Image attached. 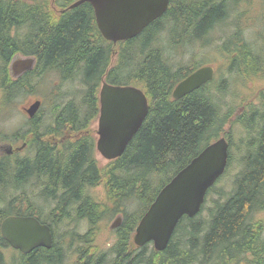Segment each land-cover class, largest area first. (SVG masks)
<instances>
[{
  "label": "trees",
  "instance_id": "16d2710c",
  "mask_svg": "<svg viewBox=\"0 0 264 264\" xmlns=\"http://www.w3.org/2000/svg\"><path fill=\"white\" fill-rule=\"evenodd\" d=\"M76 1L58 0L61 12L55 17L48 13L49 0L33 4L0 0V124L10 116L18 98L30 93L42 76L51 74L65 80L81 77L85 87L82 108L70 101L58 115L60 128L68 124L78 128L83 124L79 119L83 110L89 109L86 116L90 120L100 114L103 82L142 89L149 100V115L125 153L104 167L96 161L95 142L90 137L57 152L43 141L48 140L40 121L32 120L29 137H23L30 144L31 155L0 158V264H65L67 250L60 242L58 226L72 225L68 231L75 233V224L86 223L80 241L89 244L100 224L116 214L122 215L124 222L116 230L114 259L108 262L104 253L89 255L81 249L80 258L84 259L79 264H264V223L257 222V215L264 214V92L256 106L235 119L236 125L231 119L233 109L223 100L227 86L221 83L226 79L217 83L216 76L176 100L173 92L177 84L203 65L176 66L167 56V52L175 55L188 47L211 45L212 35L220 27L225 37L220 36L223 39L217 49L228 62V72L264 78L263 55L254 48L257 45L246 41L243 26L247 25L244 9L253 6L250 18L254 12L261 15L264 0H170L163 17L140 36L118 44L105 40L91 4L70 8ZM231 10H239V14L229 23ZM227 29H231L228 36ZM261 39L264 45V35ZM16 56L35 58L34 69L14 78L10 65ZM235 126H241L242 132L240 140L233 143ZM221 137L230 144L229 163L217 184L231 174L236 163L231 190L213 187L207 195V201L211 194L217 196L211 199L212 206L206 202L199 215L184 217L165 251L157 252L150 245L132 250V234L160 191ZM11 139L0 129V142ZM30 183L43 190L39 196L44 204L55 203L46 217L43 207L31 200L26 208L10 201L15 197L24 201L22 193ZM102 184L105 201L91 194V189ZM10 216L35 217L50 226L52 248H37L30 254L15 251L8 261L5 250L10 245L1 225Z\"/></svg>",
  "mask_w": 264,
  "mask_h": 264
},
{
  "label": "water",
  "instance_id": "95a60500",
  "mask_svg": "<svg viewBox=\"0 0 264 264\" xmlns=\"http://www.w3.org/2000/svg\"><path fill=\"white\" fill-rule=\"evenodd\" d=\"M89 3L95 11L96 23L103 37L114 44L138 37L148 26L163 17L170 0H79L70 8ZM35 58L17 56L11 73L20 77L34 68ZM215 69H198L182 82L173 97L179 100L214 80ZM100 117L97 149L107 160L120 158L141 129L150 111L143 90L134 86L103 84L100 92ZM41 107L37 101L26 112L32 118ZM12 151L11 146L8 147ZM230 144L225 137L206 147L181 170L158 194L141 219L135 235L139 247L153 242L157 252L168 247L173 234L185 216L196 217L202 210L210 189L225 174L229 163ZM117 220L112 228L119 226ZM1 233L10 246L23 254L37 248L51 249L50 226L35 217L10 216L1 225Z\"/></svg>",
  "mask_w": 264,
  "mask_h": 264
},
{
  "label": "rangeland",
  "instance_id": "374dc122",
  "mask_svg": "<svg viewBox=\"0 0 264 264\" xmlns=\"http://www.w3.org/2000/svg\"><path fill=\"white\" fill-rule=\"evenodd\" d=\"M28 4L40 2L41 0H24ZM58 0H49L50 8L48 9V13H50L52 16H55L61 12V8H59L58 5H56V2ZM260 11L263 10L261 8L260 3H255ZM253 7V6H252ZM252 7H248L244 9V15H243V21L244 16L245 23L247 25L245 26V36L244 38L247 39L246 41H251L253 44L257 45L254 48H257L261 51V54L263 55L264 59V51L263 49V40L261 37L264 35V13L256 14L257 12H254L252 14V17L254 16L256 18V22L252 23V17L250 18V15L248 12L251 10ZM239 11V10H238ZM238 11L234 12L231 10V19L229 23H232L233 20H236V16L239 13H236ZM56 17V16H55ZM250 19V23L246 22ZM237 22V21H236ZM232 28H235V25L232 26ZM231 33V29H227L225 34L228 36ZM213 43L207 47H200L198 46H192L188 47L183 50V52L179 53L177 52L175 55H170V53L167 52V56L170 58V62H174L176 66L178 65H188V64H201V65H208L213 66L216 69V76H217V83L221 81V79H226L225 82L221 83L222 85L225 84L227 86L226 94L224 96V104L228 108H232L233 112H231L233 123L238 125L235 121V119L242 115L244 111H246L250 106H256L258 104L260 95L262 92H264V78L259 76H248V78L239 77L237 74H230L228 72V65L226 62L227 60L224 59L218 51L217 43L219 42V39H223L222 37H225L224 34H222V28H217L216 33H213ZM222 36V37H220ZM160 40V39H159ZM221 43V42H220ZM162 45L166 48L168 51L167 43L164 41ZM219 45V43H218ZM258 53V51H257ZM172 59V60H171ZM195 64V65H197ZM81 77L76 76L72 79H61L58 75H44L41 79H39L41 82L35 84V87L33 90L18 98L12 109L10 110L11 114L3 124H0V129L9 136H12L13 139L6 141V142H0L1 145H5L4 149L6 152L1 153H7L8 150V143H11L12 141L14 146L21 147V145L26 142V140H23V137L26 139L29 136V116L26 113V109H29L34 103L37 101H41V110L39 111L38 116L40 117V120L45 122V124H41L43 126V129L46 127L47 130H53L55 138L58 137L59 139L63 137L64 139L72 138L74 136L77 137L80 136L81 133L86 134L87 130L91 131L92 134H89L91 140L93 139L95 144L99 138L98 136V129H99V115L93 119H89L87 113L89 112L87 110H83L82 115H80L79 119L84 124L81 126L79 125L78 128H74L71 130H67L68 133H71L69 135L67 132L62 135L63 129H67L68 127H71L70 124L67 126L59 127L58 126V132L57 127H55V122L59 118V114L62 112L63 108L67 105L68 102L73 101L77 106L81 107L82 99L84 95L85 87L80 82ZM102 85V84H101ZM220 100V99H219ZM58 107V110H56L55 107ZM82 108V107H81ZM231 125H228V128L231 129ZM72 128V127H71ZM82 129V130H81ZM242 128L241 126H235L234 127V137H233V143L234 139L236 142H238V139L240 140V133ZM62 136V137H61ZM71 136V137H70ZM87 136V135H85ZM238 137V138H237ZM50 139V137L48 138ZM53 141V140H52ZM28 142V141H27ZM75 145V143H72ZM235 145V144H234ZM239 145V144H238ZM237 145V146H238ZM8 146V147H7ZM7 147V148H6ZM95 157L96 161L98 162V165L100 167H104L107 164H109L111 161L105 159L95 148ZM237 149L234 150L236 153ZM29 152V150L27 151ZM26 150H23L19 152V155H26ZM28 154V153H27ZM31 155V153L28 154V156ZM239 156V154H237ZM1 156V155H0ZM235 167L236 163L232 167V172L230 175L225 177V179L222 182H219L215 186L218 188H222L225 190V192H229L231 190V186L229 183L232 182L233 174L235 173ZM34 183V182H33ZM102 184L101 186L97 188L91 189V194L93 197H95L99 201H105L106 200V189ZM214 186V187H215ZM43 190L33 188V184H28L26 189L24 190L25 193H22L25 197V200L22 201L21 198L16 199L10 198L11 202H14V204H18L19 206H22L23 208H26V206L30 203L29 201H33L38 206L43 207V217H46V213L49 212V210L52 208H55V203H51L49 205L44 204V201L40 199V194ZM30 196V199L28 197ZM211 198L208 197V201L206 198L207 206H212V198L217 197L214 193V196L211 194ZM205 202V203H206ZM205 212L204 214H206ZM121 217L120 226L123 223V216L116 214L111 219H107L106 221L102 222L97 230L94 231L93 236L91 240L89 241V244H83L80 241V236H84L85 232L87 231V224L82 222L80 224H75L76 226L75 233H70L68 230L72 229V225H68L69 227L62 228L58 226V235L61 244L66 248L67 253V259L65 261V264H79V262L84 259V257L80 258L79 250L83 249L85 252L89 253V255L97 253V254H105V260L111 261L114 259L115 255L112 252V247L115 245L117 241V233L116 229H112V225L117 221V219ZM257 222H259L262 225V222L264 223V214H258L257 215ZM90 230H88L87 233H89ZM135 233V232H134ZM134 233L131 237V243L134 245V247H130L132 250L136 249V245L134 244L133 237ZM93 245L91 248H87L88 246ZM80 248V249H79ZM13 248H8L5 250L6 258L8 261H10L11 257L15 256V252ZM80 258V259H79ZM107 262V263H108ZM105 263V264H107ZM231 264H237L231 263ZM240 264V263H239Z\"/></svg>",
  "mask_w": 264,
  "mask_h": 264
},
{
  "label": "flooded vegetation",
  "instance_id": "af4514ba",
  "mask_svg": "<svg viewBox=\"0 0 264 264\" xmlns=\"http://www.w3.org/2000/svg\"><path fill=\"white\" fill-rule=\"evenodd\" d=\"M14 61V60H13ZM13 63V62H12ZM12 65V64H11ZM22 76V75H21ZM20 76V77H21ZM41 109H39V111H40ZM39 111H38V113L34 116V117H29V126H30V123L32 122V120H39L40 121V124H45V122L43 121H41L40 120V118H37L38 117V114H39ZM84 124V123H83ZM83 124H81V125H83ZM65 126H67V125H65ZM55 127H57V132H58V126L56 125V122H55ZM31 129V128H30ZM29 129V130H30ZM41 129H42V134L46 137V139L48 140V141H45L44 140V138H43V141L45 142V143H48V144H51V146L52 147H55L56 148V151L58 152V151H62V150H58V149H62V148H65V147H68L69 145H73L72 143H75V145L76 144H78V142L79 141H81L82 139H85L87 136L89 137L90 135L89 134H92V132L91 131H89V130H87V132H86V134H84V133H81L80 134V136H78L77 135V137L76 136H74V137H72V138H67V139H64L63 140V137L62 138H60L59 139V142H58V137H56L55 138V135H54V131L53 130H51V131H49V130H47L46 129V127L43 129V126L41 125ZM72 128H70V127H68L67 129H63V131L64 132H62V135H64V133L65 132H67V130H71ZM28 130V131H29ZM82 130V129H81ZM49 131V132H48ZM68 133V132H67ZM69 135H71V133H68ZM85 135H87V136H85ZM50 137V139H48ZM71 137V136H70ZM53 140V141H52ZM93 140V139H92ZM94 141V140H93ZM6 145V144H5ZM5 145H1L0 146V151H2V152H6L5 151V149H4V146ZM8 146H11L12 148H13V150L12 151H9V148H8V150H7V153H1L0 155V158H2V157H5V156H13V155H15V154H19V152H21V151H23V150H26V152L28 151V150H30L31 149V147H30V144L26 141V142H24L22 145H21V147H17V146H14L13 145V143H12V141H11V143H8ZM7 146V147H8ZM6 147V148H7ZM95 148H96V144H95ZM28 154L30 153V152H27ZM26 153V155H28ZM99 187V186H98ZM124 218V217H123ZM121 221V220H120ZM123 222H124V219H123ZM140 223V222H139ZM139 223H138V225H139ZM123 224V223H122ZM138 225H137V227H138ZM119 226H120V223H119ZM137 227H136V229H137ZM117 230V229H116ZM135 233H136V230H135ZM135 233H134V235H135ZM134 238V237H133ZM133 241H134V244L136 245V243H135V240L133 239ZM148 245H150V246H152L151 245V243H149V244H147V245H145V246H143V247H139L138 245H136V250L137 249H143V248H145L146 246H148ZM240 264H244V263H241L240 262Z\"/></svg>",
  "mask_w": 264,
  "mask_h": 264
}]
</instances>
